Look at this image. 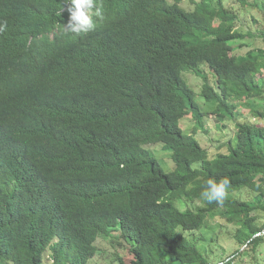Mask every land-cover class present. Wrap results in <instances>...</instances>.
<instances>
[{
  "label": "trees",
  "instance_id": "obj_1",
  "mask_svg": "<svg viewBox=\"0 0 264 264\" xmlns=\"http://www.w3.org/2000/svg\"><path fill=\"white\" fill-rule=\"evenodd\" d=\"M97 2L93 31L44 44L29 38L61 22L63 0H0V264H43L47 250L54 264H88L98 237L115 247L106 264H264V123L238 110L264 120V25L251 14L254 31L238 27L264 1ZM247 37L263 46L234 54ZM184 69L235 126L215 155L195 137L208 130ZM150 144L170 152V170ZM210 178L231 182L222 205L200 197ZM214 219L237 225L226 259L189 235Z\"/></svg>",
  "mask_w": 264,
  "mask_h": 264
},
{
  "label": "rangeland",
  "instance_id": "obj_2",
  "mask_svg": "<svg viewBox=\"0 0 264 264\" xmlns=\"http://www.w3.org/2000/svg\"><path fill=\"white\" fill-rule=\"evenodd\" d=\"M249 2H253V0H248ZM264 1V0H263ZM182 6L189 7V4L187 1L182 2ZM229 4V3H228ZM235 9H238L235 8ZM263 8L260 9H247L244 12H238L239 18L241 22L238 23L239 29L244 30L246 32L247 30L254 31L255 24L252 21L251 14L255 16L256 18H259L262 25H264V11H262ZM238 44H235L234 48V54L236 55H244L250 47H262V39L261 37H254L250 38L247 37L244 41H241ZM201 69L205 73L207 77H209V81L211 84L213 82H216V75L211 74L210 70L206 66H201ZM181 77L190 85L191 88H193L197 94L196 99L199 103L201 110L205 113L204 115V125L207 128V132H203L202 130H198L196 134V139H199L200 144L209 149L210 155H215L217 153L222 152L224 148V143L230 139V137L234 136L235 132V126L230 120H225L223 122H218L216 115L211 114L213 109L216 107V105L212 102H208L204 100V98L200 95L202 91V83L203 79L197 77L193 72L189 71L188 69H184L181 73ZM239 112L242 115L239 116V120L247 119L251 123L255 122L258 125H262L264 123L263 119H254L250 113L249 109L246 106H240ZM248 115V116H246ZM180 126L182 127L183 131L185 133H193V126H195V122L191 116L183 117L180 120ZM151 148H147L151 150L157 158L160 160V162L163 164V167L166 171L170 170L169 167H171V160H170V152L163 150L158 144H150ZM244 196L248 197V193H243ZM189 206H192L193 204L187 203ZM182 209L186 208V204L181 205ZM258 218L256 220V223L258 225L264 224V210H260L257 212ZM217 221L219 224H214L211 228H203L201 231H197L194 233L189 234L191 237L195 238H201L202 236L206 237L205 241H202L200 243V246L202 247V250H204L207 258L209 260H218L221 258H227L233 251H235L238 247L236 245L233 234L235 233L237 229V225L235 223H229L226 222L223 219H217L213 220ZM210 220V222H213ZM264 231L261 232L263 234ZM196 240V239H195ZM96 246L98 248L97 253L91 258V260L88 262V264H106L109 261H111L112 254L115 251V247L112 245V243L109 240H104L100 237L97 238ZM244 246L241 247L243 249ZM119 251L121 254L125 257L126 260L130 259V255L128 254L127 250L124 248H120ZM52 256V252L50 250H47L45 257H44V263L43 264H54L52 259H50ZM238 258L234 262H236ZM250 258L248 257L247 264L249 263ZM233 262V263H234Z\"/></svg>",
  "mask_w": 264,
  "mask_h": 264
},
{
  "label": "clouds",
  "instance_id": "obj_3",
  "mask_svg": "<svg viewBox=\"0 0 264 264\" xmlns=\"http://www.w3.org/2000/svg\"><path fill=\"white\" fill-rule=\"evenodd\" d=\"M59 14H62L61 22H56L50 28L41 29L36 35H31L29 39L31 41L39 40L44 44L52 41L65 43L78 38L79 33L93 31L96 25L105 18L103 6L97 0H63ZM7 27V21L0 19V33L5 32ZM46 35L48 36L47 40L44 39ZM230 183L228 178H210L200 192V197L208 203L215 202L222 205L227 197Z\"/></svg>",
  "mask_w": 264,
  "mask_h": 264
},
{
  "label": "bare ground",
  "instance_id": "obj_4",
  "mask_svg": "<svg viewBox=\"0 0 264 264\" xmlns=\"http://www.w3.org/2000/svg\"><path fill=\"white\" fill-rule=\"evenodd\" d=\"M73 34V33H72Z\"/></svg>",
  "mask_w": 264,
  "mask_h": 264
}]
</instances>
